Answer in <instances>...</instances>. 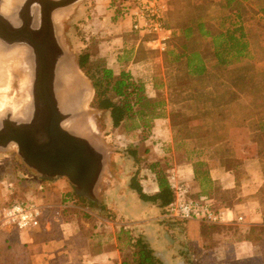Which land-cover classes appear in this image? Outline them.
Here are the masks:
<instances>
[{"label": "rangeland", "instance_id": "rangeland-1", "mask_svg": "<svg viewBox=\"0 0 264 264\" xmlns=\"http://www.w3.org/2000/svg\"><path fill=\"white\" fill-rule=\"evenodd\" d=\"M193 1L195 6H199V10H197L202 11L206 17L213 14L214 4L218 2V0H212L213 4L206 10L202 5L201 0H187V2L190 3ZM168 22L171 26L174 25L172 18H169ZM255 30L258 41L256 48L257 51L255 52L256 57L254 56V58L248 62H252L258 68L264 69L263 64L258 65L259 63L264 62V58H262L264 57V52L262 50L264 48V23H259ZM62 38L67 53L76 62L75 64H78L77 59L80 53L89 50L92 54L104 58L109 67L116 73H119L121 70H128L134 71L137 75L141 76L142 80L149 84V97L153 101H161L162 104H164L163 114L166 121L162 123V125H160V123L159 125H153L150 130V136H152V132L155 131L154 139L146 141H141L142 137L140 132H136V130L132 128L133 123L131 122L119 129H113L109 113L95 110L91 105L86 107L87 116L84 117L83 122L85 127L78 121H71L76 127L69 130L70 132L76 131V133L78 132L81 135L90 138L91 134L88 132L89 129L97 140H100L101 145L107 149V168L103 184H111L112 182H115L116 184H130L132 178L137 172H139L138 179L141 184H147L152 180L155 181L150 169L153 162H159L161 169L167 173V170L171 167L170 157L164 156L167 152L152 150L154 145L157 148L167 149L166 146L169 142L168 139L170 140L171 138V134L174 135L175 132L178 134L180 133L179 130L181 128H175L172 126L173 130L171 129L168 120L170 113L180 112L181 114H192L196 107L193 100L200 103L199 106L197 105L199 111L203 112L204 110H207L216 112L218 110V104L222 100H228L232 102L231 106L228 107L226 111V114H229V117L234 116L243 121H250H248V124L226 129L225 134L228 137V141L223 143L226 156L219 158V160H232L235 161V163L241 164L239 166L241 170L240 173L243 174L245 173V169L253 171L256 166L259 172L256 179L258 180L257 184L263 185L252 199L255 202L257 213L260 214L263 219L260 224L264 223V158H256L255 154H257V151L255 150L252 151L254 156L248 155L246 150L247 146H252L251 139L257 132L259 126L257 119L251 115L252 108L248 97L241 96L231 88L218 90V88L215 87L218 82H214L210 87L201 88L197 91V94L194 92L192 93V91L185 88L175 91L176 89H174V87L178 85L180 86L181 84L176 77H179L184 73V66L169 64L164 60V56L165 53L170 50L173 43L176 44L177 40H172L173 42H170L168 50L164 53L151 50L147 44V40L142 39L141 35L135 34L132 31L129 18H126V21H121L115 17L113 9L110 8L109 0H84L79 6L72 9L71 12L65 14L62 19ZM196 48L201 49L202 44L197 42ZM141 51L144 56H146V60L140 63H135V59L140 55ZM258 58L261 62L257 60ZM18 61L19 62H16L15 68L21 65V61ZM236 63L238 62H235V64ZM79 72L82 79L85 80L84 83H87L86 85L91 87L92 84L88 81V78L82 71ZM213 74H218L217 70H214ZM9 76L14 77L16 83V89L9 93V95L11 97H16L17 100L26 98L28 95L27 88L30 83V78L26 75L19 76L15 71L8 75V79L10 78ZM26 78L29 81L22 84L24 83V80L26 81ZM0 81L2 82L3 80ZM3 84L4 82L0 83V85ZM179 91L181 93H179ZM130 127L132 129H130ZM130 147L137 148L138 156L140 158L138 164L128 154L127 150ZM153 152L156 156L155 158H152ZM248 160H254V162H248ZM246 164L251 166L246 167ZM109 167L112 170V173L110 172ZM10 184H12V186H10ZM56 184H67L65 187L67 188L66 190H69L68 194L71 195L74 192L73 187L67 178H57L52 181L42 179L23 162L14 147L6 149V151L0 149V212L10 203L33 199L43 207L44 214L46 213L48 216L49 214L53 215L54 212L59 213V218H61L63 222H69L75 214L84 213L80 210L81 206L78 203L73 202L75 200L69 199L70 197H61L62 189ZM236 198V194H232V196L221 194L219 198L216 200L214 199V202L218 208L233 209L235 203H237ZM71 202H73V204L69 205L68 203ZM55 204H59L60 207L58 209L55 207L52 208L51 206ZM92 205L93 207H90V211L100 213L109 211H106V209L101 210L103 207V204L101 203ZM237 216H244V213L241 215L238 214ZM81 218L84 217L81 216ZM241 223L234 222L232 224L211 226L215 227L214 233L228 231L235 234V240L238 241L243 238V236L239 235ZM44 226L45 223L42 227L30 232L37 233L39 237H43L42 230H45ZM14 231L17 232V230ZM230 245V247L224 248L220 253L208 250V254L206 255L207 258H204L199 264L264 263L262 249L259 244H253L257 251L251 257L239 256L235 251V243L233 242ZM62 261L64 262V259H62Z\"/></svg>", "mask_w": 264, "mask_h": 264}, {"label": "trees", "instance_id": "trees-1", "mask_svg": "<svg viewBox=\"0 0 264 264\" xmlns=\"http://www.w3.org/2000/svg\"><path fill=\"white\" fill-rule=\"evenodd\" d=\"M201 3L206 10L213 4L212 0H201ZM109 5L114 10L117 19L126 21L127 10L123 3L109 0ZM198 7L195 6L194 1L192 3L187 0L172 1L169 18H172L174 25L171 27L175 30L172 40L176 39L177 42L173 45L171 43L172 46L165 53L164 60L172 65L184 66V73L176 77L181 84L175 86L174 89L177 91L185 88L197 94L201 88L210 87L214 82H218L215 85L218 90L231 88L241 96L248 97L252 108L251 115L257 119L259 126L251 139L252 146H247L246 150L248 155L254 156L252 151L255 150L257 151L256 158H264V69L258 68L252 62L230 66V62L221 60L216 52V48L222 41L221 45L225 44L230 53H235L238 57L242 55L245 46L240 43V39L247 35L242 26L244 23H251L254 14L256 15L259 11L264 14V0H221L214 4V12L211 11L213 14L209 17H206L202 11H198ZM221 25L226 32L221 31ZM197 42L202 44L201 49L196 48ZM262 50L264 52V48ZM214 58L218 59L217 65L208 69L206 62ZM145 60L146 56L141 51L135 59V63ZM77 63L94 89L91 107L109 113L112 127L115 130L130 124V122L133 123L132 128L140 132L141 141H146L154 125L153 122L164 117V104L161 101H153L147 94L145 83L136 78L131 71L121 70L116 73L104 58L92 54L89 50L80 53ZM214 70H217L218 74H213ZM179 93L181 92L179 91ZM193 102L196 107L192 114L172 112L169 116L172 126L181 128L179 131L183 138L186 136V138L193 139L190 142L194 145L212 148L224 143L228 141L225 134L227 128L242 126L250 121H243L234 116L229 117L226 111L232 102L228 100H222L218 104L216 112L199 111L200 103L195 100ZM132 128L130 127V129ZM127 151L138 164L140 158L137 148L130 147ZM219 163L228 171H235L241 165L232 160H222ZM204 165L206 166L204 162L196 164L198 176L201 171L202 175L207 176L208 172L203 170ZM150 169L154 175L155 183L159 187L157 194L148 195L145 193L138 179L139 172L132 178L130 187L142 201L158 204L160 208L165 209L166 215V209L175 201V193L168 182L167 173L161 169L159 162H153ZM68 197L75 200L73 202L78 203L81 208L93 207L86 198L79 197L74 192L71 195H65V198ZM103 207L101 210L106 209ZM166 219L169 224L179 225L183 232L190 231L191 229L186 225L194 222ZM199 224L202 230H207L204 235L209 234L208 232L214 233L215 227ZM245 241L261 246L264 262V223L251 226L245 236ZM132 247L134 249L132 260L124 262L125 264H163L154 254L149 243L142 237L136 238ZM188 254L197 259L196 261L201 262L207 258L208 251L202 250L198 245H192ZM192 261V259L189 260V262ZM0 264H31L30 253L23 245L6 240L0 245Z\"/></svg>", "mask_w": 264, "mask_h": 264}, {"label": "crops", "instance_id": "crops-1", "mask_svg": "<svg viewBox=\"0 0 264 264\" xmlns=\"http://www.w3.org/2000/svg\"><path fill=\"white\" fill-rule=\"evenodd\" d=\"M259 23H264V14L260 11L254 14L251 23H244L242 26L247 35L240 39V43L245 46L241 56L230 53L220 41L216 48L219 58L230 62V66H235L256 57L258 41L255 28ZM223 28L221 25V31L226 32ZM257 60L261 62L259 58ZM217 63L218 59L214 58L207 61L206 66L210 69ZM261 64L264 66V62L258 65ZM131 73L142 80V77L134 71ZM142 81L146 85L148 94L149 84ZM164 118L165 116L156 119L153 124L162 125L166 121ZM168 120L172 129L170 116ZM152 133L153 135H149L147 140L154 139L155 131ZM168 141L167 149L157 148L154 145L152 151L167 152L164 156L170 157V169H174L180 175L190 197L207 196L216 200L221 194L237 195V203L232 210L235 216L244 213L242 216L244 222L240 224L239 235L243 236L241 240H235V234L228 231L208 232L209 234L204 235L207 230H202L198 222L188 223L186 226L191 230L183 232L179 225L169 224L166 221L165 209L160 208L158 204L142 201L131 189L130 184L112 182L101 184L98 190L100 203L106 207V211L109 210L108 212H93L90 208L80 207L84 213L75 214L69 222H63L59 218V213L54 212L53 215L48 216L45 213L42 218V226L45 223V230H42L43 237H39L34 232L20 233L14 231L16 229L0 228V245L6 240L23 245L30 253L31 264H125L124 262L132 260L134 252L132 244L138 237L149 243L154 254L163 264H198L197 259L188 254L192 245H198L202 250L220 253L234 242L235 251L239 256L254 255L257 251L256 247L245 241V236L252 225H258L263 221L252 199L263 185L257 184L259 172L256 166L253 171L245 169L244 174L240 173V167L235 171H228L219 163L222 161L219 158L226 156L223 143L212 148H203L201 145L191 143L193 139L186 136L183 138L182 134L176 132L174 135L171 134ZM155 157L153 152L152 158ZM200 162L206 164L203 167V170L208 172L206 177L202 175V171L199 176L196 174L195 167ZM110 172L112 173L111 169ZM56 185L62 189L61 197L69 193L65 187L67 184ZM141 185L148 195L157 194L159 191L158 184L153 180ZM51 207L58 209L60 205L55 204ZM191 259L193 261L189 262Z\"/></svg>", "mask_w": 264, "mask_h": 264}, {"label": "water", "instance_id": "water-1", "mask_svg": "<svg viewBox=\"0 0 264 264\" xmlns=\"http://www.w3.org/2000/svg\"><path fill=\"white\" fill-rule=\"evenodd\" d=\"M48 1L52 7L50 15L52 16L53 13L55 17V14L60 12L63 14V19L65 14L71 12L84 0ZM4 4L6 0H0V43L1 40L7 41L2 34H10L17 28L12 25L11 17L4 14ZM15 4L14 0H10L11 9ZM52 24L54 25L53 21ZM54 26L58 51H53L54 46L51 49L50 46H46L40 50L38 58L29 61L32 73L28 87L29 102L28 106L26 105L28 117L15 120L12 114L7 113L0 126V147H2L0 149L6 151L14 147L23 162L42 179L52 181L57 178H67L77 196L86 198L92 204H100L98 190L104 181L108 151L101 145L99 139L96 147L80 133L70 132L64 128L66 121H76L85 112L87 116V111L81 109L79 112H63L59 107L54 90L55 71L60 60L69 54L63 43L62 21ZM17 37L18 34L12 36V38ZM16 42L19 40L13 39L9 43ZM71 59L73 60L72 57ZM76 66L81 71L78 64ZM91 88L92 91L84 101L88 106L94 98L92 85Z\"/></svg>", "mask_w": 264, "mask_h": 264}, {"label": "built area", "instance_id": "built-area-1", "mask_svg": "<svg viewBox=\"0 0 264 264\" xmlns=\"http://www.w3.org/2000/svg\"><path fill=\"white\" fill-rule=\"evenodd\" d=\"M116 1L126 6V18L131 21L132 31L146 39L151 50L161 53L168 50L175 35L174 28L168 22L173 0ZM167 179L175 193V201L166 209V218L208 225L244 221L242 216H235L232 209L218 208L212 198L190 197L185 183L174 169L167 171ZM43 216V207L33 199L14 202L1 210L0 228H12L20 233H27L42 227Z\"/></svg>", "mask_w": 264, "mask_h": 264}, {"label": "flooded vegetation", "instance_id": "flooded-vegetation-1", "mask_svg": "<svg viewBox=\"0 0 264 264\" xmlns=\"http://www.w3.org/2000/svg\"><path fill=\"white\" fill-rule=\"evenodd\" d=\"M8 1H9L8 4L10 10L6 12L4 10L5 7L4 4L3 12L6 16L8 15L9 17H11L13 21L12 25L14 27H17L18 29L17 28L16 30L13 29L10 32V34L9 33L2 34V36H4V39L7 41L1 40L0 57L1 56H2L1 58L4 57L9 58L10 56L18 57V59L21 61L20 62L21 65L14 69L15 73L24 76L26 75L31 80L30 75L32 73V68L30 65L31 62L30 60L33 61V58L35 59L38 58V56H40V50L46 46H50L49 47L50 49L51 47L53 48L54 46L53 51H58L57 49L58 41L55 33L56 28L54 25L55 24L57 25L62 21V18L58 19V14H61V17L63 16V14L58 12L55 14V17L53 13L51 16L50 12L52 7L49 4L48 0H14L16 4L14 5V7H12V9L10 8L11 7L10 0ZM55 20L57 23L55 22ZM52 21L54 25L52 24ZM15 34H18L19 37L12 38V36H15ZM13 39H18L19 42L9 43L12 42ZM66 56L67 57L62 58V60H60V53H59V57L57 58V60L58 62L60 60V62L55 72H57V70L61 67V63L63 64L66 59L70 58V56L68 55ZM0 83L2 82L0 81ZM5 83L6 82H4V84L1 85V87H4ZM27 99L29 100V94ZM7 113L14 114L10 108H5L3 114H1L0 116V122H2V120L7 116Z\"/></svg>", "mask_w": 264, "mask_h": 264}, {"label": "bare ground", "instance_id": "bare-ground-1", "mask_svg": "<svg viewBox=\"0 0 264 264\" xmlns=\"http://www.w3.org/2000/svg\"><path fill=\"white\" fill-rule=\"evenodd\" d=\"M9 1L7 0L4 10L7 12L9 9ZM11 8V7H10ZM61 14H58V19H61ZM1 48V47H0ZM1 52V51H0ZM22 52V51H21ZM23 56V55H22ZM2 57V56H1ZM0 57V80H3V82H6L4 87H1L0 85V116L3 114L5 108H10L14 114H12L13 119L17 120H23L28 115V111L26 110V107L28 106L29 100L26 98L22 100H17L16 97H11L9 93L14 91L16 83L14 80V77H10L8 79V75L13 73L15 69L16 62H19L18 57L10 56L9 58H1ZM8 57V56H7ZM20 58V56H19ZM66 59L64 63H61V67L55 72V79H54V90L56 94V98L58 100L59 107L61 111L63 112H79V110H85L87 111L86 107L88 106V103H84L87 96L92 91V88L89 87L84 83L85 80L82 79V76L80 75V72L73 60ZM24 64V63H23ZM19 65V64H18ZM29 65V64H28ZM27 65V66H28ZM30 66V65H29ZM11 69V70H8ZM28 69V68H27ZM13 76V74H12ZM20 76V75H19ZM22 76V75H21ZM7 79V81H6ZM29 80H24L25 84ZM20 84V85H22ZM18 85V86H20ZM17 86V87H18ZM28 91V90H27ZM24 97V96H23ZM27 105V106H26ZM86 116V112L84 114H81L76 121L80 122V124H83L84 117ZM28 117V116H27ZM22 118V119H21ZM72 120H68L64 123V128L66 130L73 129L74 126ZM82 121V122H81ZM1 126V122H0ZM85 127V126H84ZM84 130V129H83ZM82 130V131H83ZM74 131V130H72ZM85 132V130H84ZM83 132V133H84ZM87 132V131H86ZM88 132L91 134V137L84 136L85 138L89 139L92 144H94L96 147H98V140L94 136L92 132ZM87 135V134H86ZM83 136V135H82Z\"/></svg>", "mask_w": 264, "mask_h": 264}]
</instances>
